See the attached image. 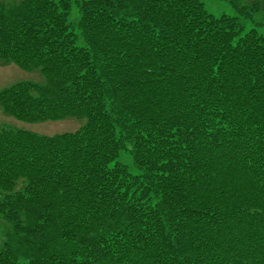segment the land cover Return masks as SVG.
<instances>
[{"label": "trees", "instance_id": "trees-1", "mask_svg": "<svg viewBox=\"0 0 264 264\" xmlns=\"http://www.w3.org/2000/svg\"><path fill=\"white\" fill-rule=\"evenodd\" d=\"M242 15L0 1V65L43 78L1 90L0 110L84 121L0 127V264H264V34Z\"/></svg>", "mask_w": 264, "mask_h": 264}, {"label": "rangeland", "instance_id": "rangeland-1", "mask_svg": "<svg viewBox=\"0 0 264 264\" xmlns=\"http://www.w3.org/2000/svg\"><path fill=\"white\" fill-rule=\"evenodd\" d=\"M6 1V0H0ZM206 10L216 16L229 15L241 17V13L233 6L235 2L239 7H245L250 13V19L242 15V23L246 30L253 27L261 34H264V0H201ZM35 81L43 82L42 76L38 72H25L13 64L0 65V91L11 86L16 82ZM84 125L83 120L68 119L60 122H46L38 124H29L21 122L13 117L5 115L0 110V127L26 130L42 136H54L64 133H73ZM122 162L132 167V157L129 154L122 153L120 158ZM6 238L5 222L0 218V247Z\"/></svg>", "mask_w": 264, "mask_h": 264}]
</instances>
